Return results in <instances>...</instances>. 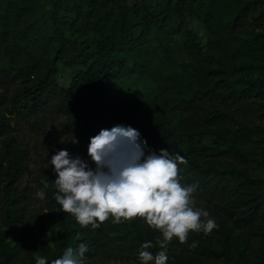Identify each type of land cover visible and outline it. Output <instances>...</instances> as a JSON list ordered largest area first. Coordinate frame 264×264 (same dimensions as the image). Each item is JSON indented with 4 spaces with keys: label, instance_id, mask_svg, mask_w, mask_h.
Listing matches in <instances>:
<instances>
[{
    "label": "trees",
    "instance_id": "trees-1",
    "mask_svg": "<svg viewBox=\"0 0 264 264\" xmlns=\"http://www.w3.org/2000/svg\"><path fill=\"white\" fill-rule=\"evenodd\" d=\"M163 1L153 5L144 0H56L42 24L41 39L38 34L34 36L37 42L43 38L51 45V56L43 67L26 63L21 68L20 84L13 100L14 113L31 112L44 100L48 87L58 77L60 62L67 67H82L77 78L98 91L73 99L70 97L73 87L68 89L66 103L70 113L65 129L77 128L79 141L88 145L102 129L110 130L117 125L136 129L141 141L165 137L178 144L183 141L177 131L179 127L189 136L188 150L201 154L206 152L207 146L200 141L214 136L217 147L225 146L239 163L227 166L209 161L202 164L195 157H189L207 179L201 182V187L205 190L213 187V193L228 207L225 218L230 223L229 236L236 234L247 242L263 239L264 179L251 173L246 144L255 136L264 135V33L243 39L231 59L217 51V40L212 37L205 45H190L193 60L183 64L180 70H149L141 60L145 44L152 31L165 29L172 21L171 0L166 4ZM249 15L246 7H240L228 17L227 24H237ZM177 31L178 28L170 36L176 37ZM87 32L100 35L93 60H90L87 45L79 41ZM6 34V26L0 25L1 41ZM132 60L135 61L132 63ZM136 71L149 75L158 84L159 95L131 108L123 100L109 96L108 85ZM176 110L187 112L186 122L193 125L180 124L174 128L171 116ZM256 117L258 121L253 120ZM10 119L0 100L1 132L11 126ZM8 140H4L5 150L0 155V181L10 203L14 201L13 184L22 171V164L21 153ZM255 160L264 168V155ZM57 178L54 170H47L40 179L43 187L48 185L44 188L55 201ZM57 204L58 217L49 232L50 237L42 239L35 233L32 243L36 249L28 260L21 257V242L13 230L11 211L5 210L4 218L0 215V220L4 221L0 223V264H36L40 258H46V264H51L61 258L67 248L74 249L83 227ZM201 224L200 231H189L180 250L173 248L181 244L175 237L167 242L168 264H189L187 256L191 253L208 259L233 260L226 249L213 247L206 238L212 232L205 234V223L201 221ZM128 226L125 239L130 240L125 245L129 254L140 259V251H149L155 257L163 250L161 230L149 226L144 232L134 219ZM130 234L134 236L129 238ZM146 242H151L153 247L143 249ZM238 263L263 264L264 254L238 252Z\"/></svg>",
    "mask_w": 264,
    "mask_h": 264
},
{
    "label": "rangeland",
    "instance_id": "rangeland-1",
    "mask_svg": "<svg viewBox=\"0 0 264 264\" xmlns=\"http://www.w3.org/2000/svg\"><path fill=\"white\" fill-rule=\"evenodd\" d=\"M144 1L155 5L160 0ZM55 2L56 0H0V25L7 28L6 36L0 40V100L2 108L8 110L11 118V126L4 132L0 131V155L5 150L3 142L8 138L13 147L21 153L22 164V171L13 184V202L9 203L0 181V215L4 218L5 210L11 211L13 230L18 242H21V257L24 260H28L36 249L32 243L35 233L42 239L50 237L49 232L58 217L57 202L40 182L41 176L47 170H54V166L50 164L52 157L59 150H67L72 158L79 156L90 168H96L88 156L89 145L79 141L77 128L64 127L69 121L70 113V107L66 103L68 89L73 87L70 92L73 99H82L98 91V88L84 85L77 78L82 67H67L60 62L58 77L48 87L44 100L31 112L23 110L18 114L14 113L13 109L14 96L20 84L21 68L26 63L43 67L51 56V45L43 38L37 42L34 36L38 34L41 39L42 24ZM163 2L166 4L167 0ZM169 3V10L172 12L171 23L165 29L152 31L145 44L146 51L141 60L149 70H180L183 64L193 60L190 45H205L212 37L217 40V51L231 59L243 39L264 33V0H207L206 3L202 0H171ZM240 7H246L250 15L237 24H227L228 17ZM177 28V36L172 38L170 33ZM99 40L100 35L93 32L79 37V41L87 45L90 60L96 57ZM134 61L132 60V63ZM108 94L123 100L132 108L155 99L159 95V87L149 75L136 71L112 81L108 85ZM188 116L184 110L174 111L171 116L172 126H192V122H186ZM253 120L258 121V118ZM177 131L183 139L178 144L165 137L156 141L143 139L142 141L147 142L144 147L145 156L153 152L159 155L160 150L164 149L172 156L178 153L184 157L186 164L177 162L179 182L181 186L196 185L190 198V207L201 213H208L207 217L201 214L200 219L204 223L207 219L215 221L218 227L206 238L217 250L226 249L233 257L232 261L226 262L225 257L216 260L203 257L199 253H191L187 256L188 263L236 264L238 252L264 254V238L247 242L236 237V234L229 236L230 223L225 218L229 212L228 207L222 203L220 197H216L213 187H206V190L201 187V182H207V179L199 172V168L190 162L189 157H195L202 164L216 161L227 166L238 164V160L225 146L218 148L212 135L200 141L207 146L206 152L201 154L198 151H190L187 148L189 136L183 133L182 128L178 127ZM196 140L199 141V138ZM246 146L250 151L251 173L264 179V168L255 160L264 155V135L255 136ZM130 150L126 142L119 141L112 150L111 162L121 163L130 154ZM55 189L58 192L56 186ZM39 191L44 192L43 200L36 195ZM73 218L76 219L74 216ZM134 221L144 232L149 228L144 218L136 217ZM1 222L4 221L0 220ZM130 222L131 220L122 218L117 224L114 217L109 216L99 228H93L92 225L82 226L83 230L78 232L74 250L78 249L81 243L86 244L88 251L85 253L84 264H141L140 259L128 253L125 245L129 244L130 240L128 237L125 239ZM128 236L130 238L134 234ZM175 239L179 242L178 238ZM182 246L184 244L173 245V248L180 250ZM259 260L262 261L263 258ZM148 264H154V261Z\"/></svg>",
    "mask_w": 264,
    "mask_h": 264
},
{
    "label": "clouds",
    "instance_id": "clouds-1",
    "mask_svg": "<svg viewBox=\"0 0 264 264\" xmlns=\"http://www.w3.org/2000/svg\"><path fill=\"white\" fill-rule=\"evenodd\" d=\"M119 141L126 142L131 150L121 163L114 164L110 157ZM146 143L130 126L102 129L90 139L88 147L95 169L79 156L72 158L67 150H59L50 160L58 176L54 183L58 189L55 199L64 212L85 227L99 228L109 216L117 224L122 218H144L150 227L161 230L164 240L160 242L163 250L155 257L149 251H140L141 264H166L167 242L176 237L183 244L189 231L201 230V214L207 217L208 213L190 207L196 185L181 186L179 182L177 162L186 164L184 157L178 153L172 156L164 149L159 155L153 152L145 156ZM36 195L44 199L43 191ZM217 227L213 219H207L203 230L208 234ZM151 247V242L142 245L143 249ZM87 251L84 243L76 250L69 247L51 264H84ZM36 264H46V258L38 259Z\"/></svg>",
    "mask_w": 264,
    "mask_h": 264
}]
</instances>
